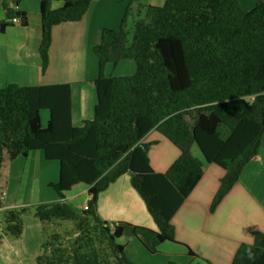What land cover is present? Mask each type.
<instances>
[{"label":"trees","instance_id":"16d2710c","mask_svg":"<svg viewBox=\"0 0 264 264\" xmlns=\"http://www.w3.org/2000/svg\"><path fill=\"white\" fill-rule=\"evenodd\" d=\"M11 1L14 7L1 0V31L13 17L27 24L17 8L21 0ZM53 1L61 5L52 7ZM92 1L39 0L42 71L52 27L80 20ZM92 50L98 60L91 80L96 103L93 117L79 126L71 122L69 83L0 88V178L7 161L31 150L40 149L47 160L59 163L58 180L50 184L59 199L4 210L0 241L3 234H21L22 216L29 210L42 224L73 223L44 240L37 264H135L117 241L124 224L99 217V192L129 175L156 228L127 225L151 251L175 240L171 218L201 179L205 164L224 170L209 206L214 211L257 155L264 133V0L247 11L239 0H163L160 6H146L130 41L123 16L117 28L102 29ZM122 60L134 61L135 72L105 75L106 64ZM42 110L49 114L45 126ZM151 130L179 150L164 172L149 163L154 142L142 141ZM193 145L203 159L192 154ZM78 184L88 186L87 209L63 200L64 192ZM252 234L253 242L241 243L231 264H264V232Z\"/></svg>","mask_w":264,"mask_h":264},{"label":"crops","instance_id":"0c3cea01","mask_svg":"<svg viewBox=\"0 0 264 264\" xmlns=\"http://www.w3.org/2000/svg\"><path fill=\"white\" fill-rule=\"evenodd\" d=\"M6 1L14 7L11 0ZM239 1L247 11L257 0ZM162 4L163 0L92 1L80 20L65 21L52 27L48 64L42 71L38 50L41 39L39 0H21L17 8L26 15L27 24L11 21L3 31L0 30V88L8 83L23 86L69 83L71 122L74 126L81 125L94 113L96 93L91 80L97 76L98 60L92 47L100 41L102 29L117 28L123 16L125 27L130 22L133 28L134 22L144 16L146 6ZM60 5L58 1L52 3V7ZM4 19L0 0V22ZM118 67L119 75L123 70L128 75L136 69L134 61L122 60L115 65L106 64L105 75H112ZM43 113L41 111L40 119L45 126L48 117ZM142 141L154 142L147 155L157 172H164L179 155L178 148L156 130L147 133ZM195 148L198 149L193 145L191 152L199 158ZM156 152L158 154L154 156ZM58 173V161L47 160L40 149L7 161L0 178V211L58 200L50 185L58 180ZM223 174L224 170L216 164H205L201 179L171 218L175 240L150 247L151 251L134 236L129 226L156 228L145 203L131 186L128 174L119 176L99 192L97 213L111 225L124 224L118 242L135 264H167L168 261L200 264L201 259L210 264H231L238 246L253 242V231L264 232V133L257 155L245 165L237 182L214 211H210L211 200ZM90 197L88 186L78 184L64 192L63 200H70L82 209ZM22 220V232L18 237L11 242L6 238L0 241V264H24L27 258L34 264L41 252V222L37 218L23 217ZM188 250L195 256L189 255Z\"/></svg>","mask_w":264,"mask_h":264},{"label":"rangeland","instance_id":"374dc122","mask_svg":"<svg viewBox=\"0 0 264 264\" xmlns=\"http://www.w3.org/2000/svg\"><path fill=\"white\" fill-rule=\"evenodd\" d=\"M58 4H60V2L58 1ZM127 38H128V40L130 41L131 40V38H132V24H130V22H129V24H128V26H127ZM122 75H126V74H124L125 72H124V70L122 71ZM120 74V69H119V67L116 69V71H114V73L112 74V75H119ZM42 111H44V113L43 114H45L46 113V115H47V117L49 116V114H48V111L47 110H42ZM195 150H197V152H198V155H199V158H202L201 157V154H200V151L197 149V148H195ZM158 154V152H156L155 154H154V156H156ZM67 203H69L71 206H73L74 208H76V209H79L80 210V208H78L72 201H70V200H68L67 201ZM2 216H3V211H0V219L2 218ZM23 217H25V218H36L34 215H33V212H32V210H29L28 212H26L25 214H23V216H22V218ZM1 221H2V219H1ZM25 222H28V221H25ZM22 223H23V220H22ZM29 224L31 225V223L29 222ZM28 226V227H31V226ZM23 226V225H22ZM2 228H4L3 226H0V230L2 229ZM58 229V231L59 232H62L63 231V229L64 228H73V223L72 222H70V221H61V220H52L51 222H47V223H45V224H42L41 223V230H42V232H43V241H42V243L44 242V240H46L47 238H48V236L51 234V233H53V231L54 232H57V229ZM63 228V229H62ZM4 238H6V240L7 241H13V238L14 237H12L11 235H9V234H3V239ZM31 241V238H30V240H29V242ZM118 241V240H117ZM24 264H33V261L30 259L29 260V258H27V259H25V262H24ZM34 264H37V262H36V259L34 260Z\"/></svg>","mask_w":264,"mask_h":264},{"label":"built area","instance_id":"2783aa9c","mask_svg":"<svg viewBox=\"0 0 264 264\" xmlns=\"http://www.w3.org/2000/svg\"><path fill=\"white\" fill-rule=\"evenodd\" d=\"M11 21L12 22H19L20 20L18 18H16V17H13L11 19ZM87 208H88V204L87 203H85L84 205H82V209H87ZM0 226H2L1 220H0Z\"/></svg>","mask_w":264,"mask_h":264}]
</instances>
